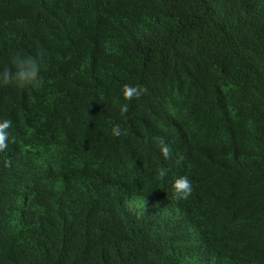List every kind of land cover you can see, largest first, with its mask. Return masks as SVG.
Wrapping results in <instances>:
<instances>
[{
    "label": "trees",
    "instance_id": "trees-1",
    "mask_svg": "<svg viewBox=\"0 0 264 264\" xmlns=\"http://www.w3.org/2000/svg\"><path fill=\"white\" fill-rule=\"evenodd\" d=\"M5 71L0 264H264V0H0Z\"/></svg>",
    "mask_w": 264,
    "mask_h": 264
},
{
    "label": "clouds",
    "instance_id": "clouds-1",
    "mask_svg": "<svg viewBox=\"0 0 264 264\" xmlns=\"http://www.w3.org/2000/svg\"><path fill=\"white\" fill-rule=\"evenodd\" d=\"M39 71L38 64L35 61L25 62L24 67L20 70L16 77V81L23 85L30 84L36 77ZM12 77L5 71L0 74V80L4 83L12 82ZM142 94V89L140 87H134L131 85H125L122 89V95L125 101H131L134 98L139 97ZM119 110L123 113L128 111V104L124 103L120 106ZM12 126V121L10 120H0V151H4L8 147L9 142V132L7 131ZM112 134L114 136H119L121 134V129L117 126L112 129ZM160 152L165 159H169L171 156V151L169 146L161 141ZM159 176L164 178L166 176L165 169H159ZM172 193L176 200H187L192 193V183L187 176H181L174 180L172 185Z\"/></svg>",
    "mask_w": 264,
    "mask_h": 264
},
{
    "label": "rangeland",
    "instance_id": "rangeland-1",
    "mask_svg": "<svg viewBox=\"0 0 264 264\" xmlns=\"http://www.w3.org/2000/svg\"><path fill=\"white\" fill-rule=\"evenodd\" d=\"M139 207H140L139 204H137V203H135V202H132V203H131V208H132L134 211L137 210Z\"/></svg>",
    "mask_w": 264,
    "mask_h": 264
}]
</instances>
